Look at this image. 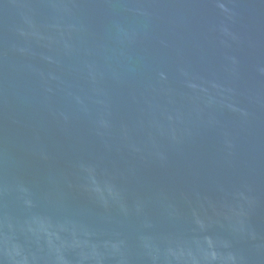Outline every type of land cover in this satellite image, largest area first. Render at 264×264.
<instances>
[{"label": "water", "instance_id": "obj_1", "mask_svg": "<svg viewBox=\"0 0 264 264\" xmlns=\"http://www.w3.org/2000/svg\"><path fill=\"white\" fill-rule=\"evenodd\" d=\"M0 264H264V0H0Z\"/></svg>", "mask_w": 264, "mask_h": 264}]
</instances>
